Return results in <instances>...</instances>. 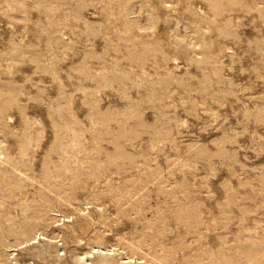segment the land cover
<instances>
[{"label":"rangeland","instance_id":"374dc122","mask_svg":"<svg viewBox=\"0 0 264 264\" xmlns=\"http://www.w3.org/2000/svg\"><path fill=\"white\" fill-rule=\"evenodd\" d=\"M262 1L0 0V264H264Z\"/></svg>","mask_w":264,"mask_h":264},{"label":"bare ground","instance_id":"6f19581e","mask_svg":"<svg viewBox=\"0 0 264 264\" xmlns=\"http://www.w3.org/2000/svg\"><path fill=\"white\" fill-rule=\"evenodd\" d=\"M218 1H219V0H207V2L209 3V6H211V8L213 9V12H212V13H213V16H216V15L219 14L218 10L220 11V9L217 10V7H218V5H217V4H218ZM228 1H230V3L234 5V4H236V3H243V4H245V2L247 3L248 0H228ZM257 1H258V0H257ZM261 1H262V0H261ZM251 2H252V4H248V3L246 4V8H247V9H246V11H244V12H247V11L250 12V11H252V10H255V11L258 12V16H259V17H260L261 15H263V14H262V12H263L262 9L256 7V4H255L256 0H252ZM262 2H263V1H262ZM228 3H229V2H228ZM191 4H193V3H191ZM244 6H245V5H244ZM244 6H243V7H244ZM228 7H229V6H228ZM238 7H240L239 4H238ZM229 8H230V7H229ZM261 8H262V7H261ZM234 9H235V8H234ZM234 9L231 7V8L229 9V12H227V14H228V13H231L230 10L233 11ZM240 10H242L241 7H240V8H236L235 11L238 12V11H240ZM217 12H218V14H217ZM199 15H200V14H199ZM228 16H229V15H228ZM230 16H231V15H230ZM230 16H229V17H230ZM256 16H257V15H256ZM263 18H264V17H263ZM228 20H229V19H228ZM263 20H264V19H263ZM212 22H215V20H214V21L212 20ZM263 23H264V22H263ZM202 25H205V23L202 24ZM205 27H206V26H205ZM224 31H226V30L224 29ZM221 33H223V32H221ZM226 33H227V31H226ZM226 33L224 32V34H226ZM226 35H228V34H226Z\"/></svg>","mask_w":264,"mask_h":264}]
</instances>
